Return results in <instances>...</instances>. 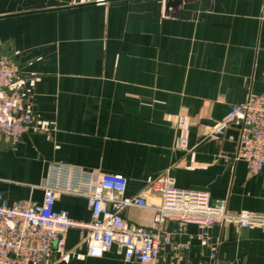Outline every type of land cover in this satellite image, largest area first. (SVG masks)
I'll use <instances>...</instances> for the list:
<instances>
[{"label":"crops","instance_id":"crops-1","mask_svg":"<svg viewBox=\"0 0 264 264\" xmlns=\"http://www.w3.org/2000/svg\"><path fill=\"white\" fill-rule=\"evenodd\" d=\"M0 54L19 63L35 116L17 145L0 146L9 204L41 203L49 166L68 163L125 177L124 197L165 176L225 199L232 214L264 213V171L251 176L225 134L211 135L233 106L264 93V0H0ZM55 208L91 220L83 196L60 193ZM153 216L123 212L131 227L151 228ZM165 231L171 244L156 264H213L214 247L220 264H264L260 228L216 225L207 241L173 222ZM87 248L86 231L71 229L43 264H140L118 246L101 258Z\"/></svg>","mask_w":264,"mask_h":264},{"label":"built area","instance_id":"built-area-1","mask_svg":"<svg viewBox=\"0 0 264 264\" xmlns=\"http://www.w3.org/2000/svg\"><path fill=\"white\" fill-rule=\"evenodd\" d=\"M22 77L17 60L0 54V146L2 142L17 145L35 126L29 99L20 89ZM235 126L239 140L234 159L246 163L251 176H258L264 171V93L233 106L213 126L211 135H223ZM176 147L187 150L188 140H177ZM127 186V179L120 175L96 174L80 165L56 163L48 168L41 203L22 200L9 204L0 192V264H43L55 250L65 249L67 233L75 228L86 231L88 256L101 258L118 246L126 261L140 264H156L161 250L171 244L166 222L176 223L182 233L189 225H196L202 241L209 239L216 225L264 231V213L243 210L232 214L225 199L212 201L208 192L179 189L165 176L151 181L140 196L124 197ZM60 193L85 197L91 220L73 221L66 212L57 211ZM155 194L160 196L159 204L148 200ZM129 207L152 210L153 226L131 227L123 217ZM216 251L212 248L213 264H220Z\"/></svg>","mask_w":264,"mask_h":264},{"label":"water","instance_id":"water-1","mask_svg":"<svg viewBox=\"0 0 264 264\" xmlns=\"http://www.w3.org/2000/svg\"><path fill=\"white\" fill-rule=\"evenodd\" d=\"M239 131L238 129L230 128L224 135V147L230 152H236L238 147ZM188 231L191 234H198V227L196 225H189Z\"/></svg>","mask_w":264,"mask_h":264}]
</instances>
